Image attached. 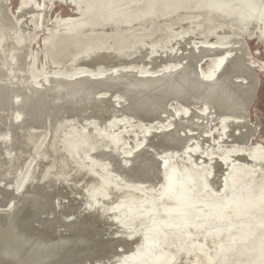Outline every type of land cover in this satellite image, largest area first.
I'll use <instances>...</instances> for the list:
<instances>
[{"label":"water","instance_id":"obj_1","mask_svg":"<svg viewBox=\"0 0 264 264\" xmlns=\"http://www.w3.org/2000/svg\"><path fill=\"white\" fill-rule=\"evenodd\" d=\"M0 264H264V0H0Z\"/></svg>","mask_w":264,"mask_h":264}]
</instances>
